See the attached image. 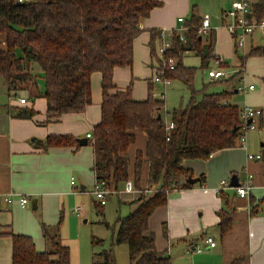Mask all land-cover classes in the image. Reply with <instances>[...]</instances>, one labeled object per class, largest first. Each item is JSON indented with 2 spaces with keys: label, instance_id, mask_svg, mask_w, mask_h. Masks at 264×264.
I'll use <instances>...</instances> for the list:
<instances>
[{
  "label": "trees",
  "instance_id": "1",
  "mask_svg": "<svg viewBox=\"0 0 264 264\" xmlns=\"http://www.w3.org/2000/svg\"><path fill=\"white\" fill-rule=\"evenodd\" d=\"M18 1L0 0V76L9 92L28 82L36 83L32 69L37 63L44 78V90L38 95L47 100L48 120H57L65 113L88 109L93 103L92 75L102 74L101 118L90 137L96 152V180H106L116 189L130 179L138 189L153 188L151 196L143 192L138 198L140 205L119 218L115 241L128 245L130 264H170L150 232L151 215L167 204L171 191L192 186L187 179L181 183L191 174L184 166L186 159H206L217 151L236 147L243 134L242 107L231 102L233 91L208 93L204 88L198 98L200 90L194 87L198 68L184 63L187 52L201 57L202 69L219 58L215 54L214 31L206 40L197 34L202 16L193 9L185 21V40L178 31L171 37L166 57H174L176 65L166 69V76L180 80L191 96L185 107L172 111L169 122L174 127L169 128L162 112L165 99L152 93V81L144 100L133 98L132 83L126 90H115L114 83L117 67L133 65L141 20L161 6L162 0ZM252 6L254 18L263 20L264 0H256ZM161 32L151 30L149 43L151 57L158 59L157 66H153L155 72L164 66L163 58L157 56ZM260 56H264V45L251 48L241 61ZM224 63L222 67H228ZM35 113L34 109L21 108L16 115L31 118ZM237 126L239 129L233 132ZM139 133L145 135L143 148L135 147ZM45 144L79 146L78 138L67 134L49 135ZM220 215L219 227L224 235L231 229V217L222 212ZM9 234L13 240V264H71L70 247L62 242L59 232L50 236L45 231L51 248L43 251L37 249L32 236ZM102 254L104 260L93 264H116L112 252Z\"/></svg>",
  "mask_w": 264,
  "mask_h": 264
},
{
  "label": "crops",
  "instance_id": "2",
  "mask_svg": "<svg viewBox=\"0 0 264 264\" xmlns=\"http://www.w3.org/2000/svg\"><path fill=\"white\" fill-rule=\"evenodd\" d=\"M162 1L161 6L154 8L148 17L141 20L142 31L134 43V61L140 58L149 61L151 30L169 31L185 25L179 18L183 17L187 21L193 9L202 17L209 14L211 22L213 21L211 30L215 34V54L228 65L226 69L231 70L225 78H211L213 81L210 83H225L237 79L234 92H247L245 100L248 105L262 109L259 120L263 132L260 134L254 129L252 134L247 135L245 146L239 144L217 151L206 159L184 161L190 175L198 177L199 181L191 187L171 191L167 204L159 206L155 211V214L161 213L166 228L164 239L156 243L157 249L169 257L170 264H233L235 261H240V264H264V141H261L264 140V56L248 57L243 64L241 58L250 49L243 55H238V65L231 62L239 48L223 25L222 13L231 7L234 0ZM215 14L218 17H214ZM209 34L200 37L206 40ZM249 41L251 48L263 46L264 30L256 29L248 36L247 42ZM189 53L191 52H187L185 58ZM195 55L200 60L201 68V57L196 53ZM211 65L218 67L215 61ZM153 66L151 65L150 70L152 75L156 68ZM35 68L34 65V71ZM130 68L132 71L133 65ZM128 69L129 67L115 69V90H126L132 83L133 98L146 99L152 76L149 75L144 81H136V77L129 75ZM124 71L128 73L127 78L122 77ZM246 78V91H241L238 88L243 86L240 83H246ZM29 83L25 84L26 88L9 92L4 79L0 80V86L3 84L1 87L4 89L0 93V264H13V240L9 232L32 236L37 249L43 251L50 249L45 231L50 236L59 232L62 242L70 247L71 264H79L72 248L74 238L68 231L64 218L69 217V221L77 223V218L85 216V211L78 203L81 200L79 189L86 190L89 184L96 181L93 168L96 153L90 143L92 138L87 137V133L93 132L101 118L102 74L94 72L92 75L93 103L88 109L82 113H65L57 120H48L47 100L38 95L44 90V86L40 87L39 82ZM172 84L173 80L169 85ZM252 84L255 87L250 90L249 86ZM226 86L223 90L211 93L232 91ZM204 90L206 92L207 89ZM18 97H25L27 102L21 103ZM233 98L234 95L231 100ZM21 108H31L36 113L31 118L18 117L17 110ZM66 134L87 138L88 142H78L79 146L46 147L49 135ZM141 135L145 139V135ZM248 154H261L262 158L249 159ZM247 172L253 174L252 188L249 196L241 197L236 187H231L229 183L234 174H238L241 182ZM73 177L78 190L73 189ZM186 179L188 177H183L181 183ZM77 180L81 183V188ZM223 180L228 182V186L222 187ZM221 187L223 189L219 191ZM139 194L135 199L142 196V193ZM145 194L151 196L153 193ZM22 195L30 197V202L24 206L19 203ZM7 196H11L12 200L7 201ZM221 212L231 217V229L224 235L219 227ZM153 216L150 217L149 227ZM87 221L85 218L84 222ZM209 235L215 238V246L206 242Z\"/></svg>",
  "mask_w": 264,
  "mask_h": 264
},
{
  "label": "rangeland",
  "instance_id": "3",
  "mask_svg": "<svg viewBox=\"0 0 264 264\" xmlns=\"http://www.w3.org/2000/svg\"><path fill=\"white\" fill-rule=\"evenodd\" d=\"M204 1V0H203ZM204 3V2H203ZM214 17H218L217 14L214 15ZM213 26V21L211 22ZM264 45V42L262 43ZM261 45V44H259ZM254 46V44H253ZM252 47V44L246 41L245 46L238 49V54L235 52L233 55L231 62L235 65H238L240 62V57L238 55H243L245 52H248ZM157 56L162 58V55L157 53ZM257 58V57H253ZM184 63L195 65L198 70L194 81V87L197 90H200L198 92V98L202 97V93L204 88L207 89L206 92L211 93L212 91H220L223 90V88H228L229 90L233 91L234 98L231 100L233 103L238 104L240 107H244L245 105H248V103L245 100V97L247 96V92L244 93H235L234 90L236 85L238 83L237 79H232L231 81L224 82H213L210 83V81H213L208 76V70L210 68H217L215 65H211L208 68H200V60L195 55L194 52H191L188 54L186 58H184ZM158 59L150 57L149 61L146 59L135 60L133 64V68L131 71V68L127 70L129 72V75L136 77V81L142 80L149 75L152 76L153 81V90L152 93L156 96H160L164 93V97L166 99V108L164 107L163 112V119L167 122L171 119V113L174 109L185 107L190 99L191 92L190 89L183 84L180 80H173V84L169 85V87H164L165 85L154 81L155 71L152 75L151 71V65L157 66ZM150 65V67H149ZM35 71L32 69L35 75L36 83L41 86H44V78H43V72L39 65L35 64ZM127 68V67H123ZM224 68V67H223ZM236 68V67H235ZM226 69V68H225ZM228 70V69H227ZM250 70V68H249ZM231 72V70H228ZM122 77L127 78L128 73L124 71ZM132 72V73H131ZM250 72V71H248ZM149 76V77H150ZM250 77L253 78V75H250ZM0 80L3 81L2 77L0 76ZM34 83V81H32ZM255 83L259 84L258 81H254ZM29 83V82H28ZM30 84V83H29ZM247 83L244 84L240 83V85L245 86ZM3 86V84L1 85ZM0 86V93L2 92V87ZM206 86V87H205ZM26 88L27 85L24 84L23 87L19 88L18 90H21L22 88ZM238 87V86H237ZM5 91L7 92V88H5ZM19 98V97H18ZM20 99V98H19ZM168 109V110H167ZM170 111V113H168ZM256 124L258 126V129L255 130L257 133L263 132V129L260 125L259 118H256ZM254 130H248L246 133L249 136V134H252ZM142 134V133H141ZM140 133L138 134V139L136 142V148H143L144 147V137ZM261 141H264L261 139ZM96 153V152H95ZM146 164H144L143 172L144 176H146ZM95 182L92 184H89L86 190L79 189L80 195V203L79 205L82 206V210L85 211V216L81 219L77 218V223L73 222V220L69 221V217H65L63 222L66 224L68 231L72 233L73 239V252L78 260L79 264H93L94 262H101L104 260L103 258V252H112L113 257L115 259L116 264H130L129 259V248L128 245L125 243H117L115 241L117 231L120 227L119 218H123L128 216L132 211H134L139 205L140 202L138 199H135L136 195L140 194H131V193H118L113 194L108 202L105 205H101L99 203V199L94 193L95 190ZM79 188H81V183L78 182ZM124 188V184L119 188V190H122ZM134 199L132 200L131 199ZM121 199V200H119ZM77 203V204H78ZM159 208V207H158ZM157 208V209H158ZM156 209V210H157ZM155 210V211H156ZM155 211L153 214H155ZM152 214V216H153ZM161 213H156L151 221H150V232L155 237V243L158 241L164 239V222L161 218ZM87 218L88 221L85 223L84 219ZM80 224V228H79ZM54 232V231H53ZM56 233V232H55ZM51 248V246H49ZM157 247V246H156ZM167 256V255H166ZM53 257H55L53 255Z\"/></svg>",
  "mask_w": 264,
  "mask_h": 264
},
{
  "label": "built area",
  "instance_id": "4",
  "mask_svg": "<svg viewBox=\"0 0 264 264\" xmlns=\"http://www.w3.org/2000/svg\"><path fill=\"white\" fill-rule=\"evenodd\" d=\"M222 17L224 20V26L225 28L231 33V35L234 37L236 46L238 48L244 47L245 43L247 41V38L250 34H252L256 29L264 30V19L263 20H256L254 18V11H253V6H252V1L251 0H234L232 2V5L229 9L223 11ZM180 22H185V19L183 17L179 18ZM212 29V24H211V18L209 14H205L202 17V24L199 26L197 29V34L199 36H205L210 33ZM187 30V27L183 24L182 26L174 29V30H162L161 36H160V44L158 51L162 55V58L164 60V66L163 68L157 70L155 72L154 76V81L160 82L164 84L165 86L169 85L172 82V79L170 77L166 76V69H174L176 65V60L174 57H166V53L171 48L172 46V41L171 37L175 31H178L181 35V39L185 40V37L183 35V32ZM216 64L218 65L217 68H210L208 70V76L212 79H222L225 78L227 75H229V71L225 68L222 67V63L224 60L222 58H217L215 60ZM254 85H250L249 89H254ZM241 91H246V87L240 86L238 88ZM164 93L161 94V98H164ZM156 96V95H155ZM21 103H26L27 100L25 97L20 98ZM262 115V109L250 106V105H245L242 107L241 110V117L243 120V134L240 138V144L245 146L246 145V133L248 130H254L258 129V126L255 122L256 118H259ZM252 119L251 123H248V120ZM167 124L169 128L174 127L173 122L167 121ZM87 137H92L91 132L87 133ZM213 155V154H211ZM210 155V156H211ZM249 159H261L262 155H254V154H248ZM252 179H253V174L247 172L246 176L242 179L240 182L239 186L236 187L237 193L241 197L249 196L250 190L252 188ZM73 182V189L78 190V187L76 186L74 182V177L72 178ZM228 186V182L223 180L222 181V187ZM219 188V191L222 190L223 188ZM153 188L151 189H145L141 190L138 189L133 180H127L124 183V188L122 190L116 189L113 187L108 181L106 180H96L95 183V190L94 193L99 199V203L101 205H105L110 197L115 194V193H131V194H139V193H147V192H152ZM7 201L12 200L11 196H7L5 198ZM30 202V197L27 195H22L19 198V203L21 205H26ZM78 212L80 211V207L77 209ZM206 242L210 246H215L216 245V240L213 236L209 235L206 237Z\"/></svg>",
  "mask_w": 264,
  "mask_h": 264
},
{
  "label": "water",
  "instance_id": "5",
  "mask_svg": "<svg viewBox=\"0 0 264 264\" xmlns=\"http://www.w3.org/2000/svg\"><path fill=\"white\" fill-rule=\"evenodd\" d=\"M18 2L21 3L22 1L19 0ZM159 118H161V114L159 115ZM251 122H252V119H249V120H248V123H251ZM238 129H239V126L235 127V128L233 129V132H236ZM78 142H79L80 144H87L88 139H87V138H78ZM188 181H189L191 184H194V183H196V182L199 181V178H198V177H193L192 175H189V177H188ZM229 184H230L231 187H237V186H239L240 182H239V176H238V174H234V175L231 177V180H230V183H229Z\"/></svg>",
  "mask_w": 264,
  "mask_h": 264
}]
</instances>
